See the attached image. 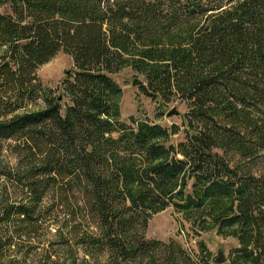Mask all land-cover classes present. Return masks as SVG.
Returning a JSON list of instances; mask_svg holds the SVG:
<instances>
[{
  "label": "trees",
  "instance_id": "obj_1",
  "mask_svg": "<svg viewBox=\"0 0 264 264\" xmlns=\"http://www.w3.org/2000/svg\"><path fill=\"white\" fill-rule=\"evenodd\" d=\"M59 53L73 68L56 97L36 70ZM125 68L148 97L188 103L184 141L119 119ZM45 200L92 227L61 264H210L144 237L153 215L206 201L235 230L230 264H264V0H0V264H19L6 253L36 236Z\"/></svg>",
  "mask_w": 264,
  "mask_h": 264
},
{
  "label": "rangeland",
  "instance_id": "obj_2",
  "mask_svg": "<svg viewBox=\"0 0 264 264\" xmlns=\"http://www.w3.org/2000/svg\"><path fill=\"white\" fill-rule=\"evenodd\" d=\"M72 68L71 56L59 53L52 60L40 66L36 70V76L42 89L50 91L53 96L57 97L61 95L59 87L62 80ZM113 78L121 90L120 95L115 98V102L119 110V119L122 122L130 123L129 121L133 120L159 125L167 129L177 128V133L168 137L166 145H177L184 141V116L190 110L188 103L176 95L169 98L148 97L142 91V86L146 85L143 77L130 68L123 69ZM40 100L42 101L41 98ZM60 103L64 108L68 104V99L62 98ZM37 106H42V104L39 102L33 109H37ZM172 110H175L178 115L168 116L167 114ZM2 146V158L12 164L13 159L6 150L7 143H3ZM192 189V181L188 180L185 197L187 195L193 197ZM48 202L50 201L45 200L41 205L39 229L36 236L30 242L22 238L20 240L15 239L14 245L6 253L9 259L15 258L14 260L18 261L19 264H61L68 237L75 236L78 230L92 231V227L87 226V228L86 224H82V228H77L73 223L65 224L63 215L57 206L53 205L49 211H46ZM223 202L225 201L219 203ZM206 203L201 210L188 207L176 209L170 206L160 211L148 221L144 230V237L161 244L175 243L181 250L187 252L194 261L206 260L210 264H215L213 259L222 249L223 256L226 258L224 264H230V253L238 248L235 230H219L213 218L208 215L206 208L209 206ZM64 225L65 227H63ZM59 231L61 237L62 234L64 235V241L61 239ZM77 257L80 260L82 252H77ZM48 258H50L49 262L47 261ZM98 261L104 264L107 259L102 256ZM89 264H93V262L90 261Z\"/></svg>",
  "mask_w": 264,
  "mask_h": 264
},
{
  "label": "water",
  "instance_id": "obj_3",
  "mask_svg": "<svg viewBox=\"0 0 264 264\" xmlns=\"http://www.w3.org/2000/svg\"><path fill=\"white\" fill-rule=\"evenodd\" d=\"M133 85H135L134 82H133ZM167 115L173 116V115H178V113L175 110H172ZM213 262L215 264H224L226 262V258L223 256L222 249L219 250L218 255L213 259Z\"/></svg>",
  "mask_w": 264,
  "mask_h": 264
}]
</instances>
